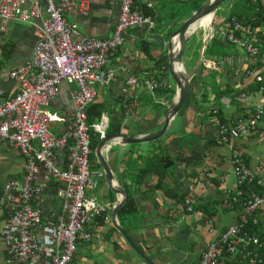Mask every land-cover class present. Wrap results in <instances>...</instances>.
Masks as SVG:
<instances>
[{
  "label": "built area",
  "instance_id": "1",
  "mask_svg": "<svg viewBox=\"0 0 264 264\" xmlns=\"http://www.w3.org/2000/svg\"><path fill=\"white\" fill-rule=\"evenodd\" d=\"M26 1L0 0L1 18L41 17L44 23V36L31 60L0 73V78L9 75L17 83L14 94L0 99V146L7 142L26 158L24 179L10 181L4 189L7 219L2 237L8 264H72L82 242L94 239L93 228L108 213L88 190H98L104 177L101 170L92 167L93 136L103 140L111 119L104 115L91 125L89 109L97 101L99 87L115 78L109 62L124 44L129 29L153 31L157 22L142 12L135 0H114L119 11L112 34L90 36L66 17L67 11L76 8L88 14V1L34 0L32 9L26 8ZM41 2L47 4L46 16L42 15ZM248 5L252 8L250 17L233 15L206 28L211 31L210 40L240 48V53L218 59L230 68L238 84L244 85L236 95L239 100L264 94V0H250ZM64 82L78 85L75 109L67 116L51 109ZM140 84L137 76L129 75L123 91L130 97L131 87ZM145 84L151 92L168 86L163 77H149ZM132 97L136 101L137 97ZM232 101L233 95H223L221 106L212 113L234 168L236 186L227 191L224 203V213H232L234 222L218 230L216 222L208 220L213 238L200 254L199 264H264V175L249 166L241 144L246 135L259 131L264 103L243 104L239 115L223 120L218 113L230 108ZM53 123H64L67 128L57 134L51 130ZM54 184H66L67 188L60 192L61 208L48 213L45 198ZM193 206L192 198L185 201L189 213H193Z\"/></svg>",
  "mask_w": 264,
  "mask_h": 264
},
{
  "label": "crops",
  "instance_id": "2",
  "mask_svg": "<svg viewBox=\"0 0 264 264\" xmlns=\"http://www.w3.org/2000/svg\"><path fill=\"white\" fill-rule=\"evenodd\" d=\"M86 1L89 3V13L85 14L77 8L72 9L66 12L68 20L78 25L87 35L110 36L118 21L119 7L116 6L114 0ZM136 1V6L144 14L145 12L151 13L148 16L156 20L157 26L153 31L138 27L129 29L124 44L109 62L110 67L115 70L116 76L109 84L99 87L97 102H102L105 105L102 116L110 117L109 129L112 126H120V131L125 132L124 127L127 126L130 127L129 134L143 135V133L157 131L163 126L165 109L175 98L177 91L176 83L172 84L169 81L165 63L162 61L164 55L168 56V48L158 40L167 36L169 29L166 27L178 21L182 12L188 11L192 14L195 10L191 6L192 0ZM35 6L34 0L26 1V8L32 9ZM40 8L42 11L44 10L42 15L46 16L47 4L41 2ZM250 15H252L251 10ZM43 24L41 17L31 20L0 17V73L25 65L31 60L38 41L44 36ZM178 27L176 26L175 30ZM208 33L209 31L205 27H197L188 41L186 59H190L194 55L195 48L203 40L205 42ZM210 41L208 38L207 45ZM203 45L200 55L196 58V65L199 66L198 69L206 67L207 74L212 77L217 72L221 74L220 77H216L220 80L216 87L210 84L209 76L201 78L203 70L205 71L204 68L200 72L197 70L195 80L193 79L195 85L192 84V81L184 106L176 115L166 135L160 140L151 142V153L147 157H142L141 150L137 151L135 145H123L113 148L109 152L105 151L106 159L117 181L128 193V200L133 198L137 206V211L130 216H123L119 211L116 219L117 225L127 230L136 246L155 264L175 263L171 250L174 247L178 229L172 227L174 223L184 222L190 228L192 246L195 252L200 254L213 237L209 238L202 246L203 242L193 236V226L197 225L196 221L199 218L207 220V218L212 219L216 216V214L208 213L211 210L207 211V206L210 209L215 208L216 212L218 209L224 212L226 193L236 186L230 149L221 142L219 125L216 118H213L212 109L216 105L214 106L212 102L219 101L223 96L218 97L216 91L226 85L233 89L231 93L224 94L233 95L231 107L222 110L225 120H232L239 115L243 104L252 105L260 101L264 103V94L255 95L250 100L236 98L244 85L238 84L237 78L232 76L228 66L224 64L207 66L206 63L218 62L221 57L215 58L216 60L214 57L210 58L212 56L206 55V49L203 51ZM224 47L225 55L240 53V50L232 45H224ZM146 49L149 52H146ZM200 57L203 59L201 64L199 63ZM158 60L161 62L159 63ZM129 75L137 76L141 82L140 86L131 87L130 97L123 91ZM162 76L167 80L168 86L159 87L151 92L145 81L149 77L162 78ZM208 86H211V90H208ZM77 88L78 85L75 82H64L61 94L54 100L51 109L63 116L72 113L75 109L74 91ZM16 91L17 83L14 79L9 75L0 78V99H5ZM132 96L137 97L136 101ZM204 102L208 106L207 108L204 107ZM171 127L174 129L169 132ZM51 128H53L51 129L53 132L60 134L65 131L67 125L53 123ZM262 131H264V119L259 131L249 133L241 140L251 168H253L251 159L248 157L244 145L249 143L255 135L261 134ZM194 134H197V137L192 140ZM198 137L202 140L205 152L200 166L181 165L164 169V164L160 162L161 159L158 162L156 160L154 163L151 162L158 154H162V157L168 155L176 158L190 156L191 143ZM210 141H212L211 145ZM97 149L92 155V167L94 171L101 170L104 173L97 157ZM25 166L26 158L19 149L11 147L7 142L0 146V264H8L7 247L2 237L7 219V213L3 206L4 189L8 182L24 179ZM260 168L262 167H255L259 174L263 173L259 170ZM160 172L163 182L159 187ZM100 186L102 188L100 187L97 194L93 189H90L89 194L95 193L102 205L107 207L108 213L105 218H102V223L98 222V226L93 228L94 239L82 242L72 264H146L114 225L113 212L121 195L115 194L109 188L105 173L104 177L100 179ZM66 188V184H54L50 188L45 198L46 212L50 213L61 208L63 200L60 197V192ZM178 196H184V199L182 200ZM190 198L194 200L193 213H189L185 207V201ZM224 214L231 218L228 225L232 224L234 222L232 213L225 212ZM207 222L205 223L207 224ZM228 225L222 227L226 228Z\"/></svg>",
  "mask_w": 264,
  "mask_h": 264
},
{
  "label": "water",
  "instance_id": "3",
  "mask_svg": "<svg viewBox=\"0 0 264 264\" xmlns=\"http://www.w3.org/2000/svg\"><path fill=\"white\" fill-rule=\"evenodd\" d=\"M228 0H205L204 3L195 11L192 12L191 16L181 21L178 19L173 25H168L166 29L168 30L167 36L158 40L159 43L164 44L168 48V56H169V64L168 70L169 74L172 76L176 83L177 91L175 98L170 102L168 107L165 109L164 117L165 122L163 126L153 132L143 133V135H131L130 127H124L125 132H115V133H107V136L102 140L101 144L97 149V157L102 166V170L105 173V178L108 183L109 188L115 193L120 194L121 198L118 200L116 207L113 212V222L117 229L122 233L127 243L132 247V249L137 253L139 257H141L146 264H155L143 251H141L136 244L132 241L130 236L127 233V230L121 226L117 225V216L119 211L126 205L128 201V193L123 188V186L117 181L113 171L111 170L108 161L105 156V151H110L113 148L123 146V145H141L146 143H151L157 140L162 139L166 135L171 126L173 120L176 115L180 112L182 107L185 104L188 91L191 87V83L195 76L197 75L198 65H196L191 71L187 69L185 64V55L188 54L187 44L192 36V34L196 31L192 26L204 18L207 15H212V27H214V17L219 9V7ZM179 26L178 29L175 30V27ZM208 33L206 40L203 45V51L207 47V42L209 38ZM203 61L202 57L199 58V63L201 64ZM218 66H221V63L216 62ZM181 66V67H180ZM208 90H211V86H208ZM135 130V129H134ZM191 155L184 158H176L169 157L168 155H164L160 162L164 164V169H168L173 166L180 167L181 165H186V167H195L200 166L205 156L204 146L202 144V140L200 137L197 138L196 141L191 143ZM172 227L178 229L177 238L174 241V247L171 250V255L173 256V260L175 263L182 262L184 257V253L186 252V248L181 246L182 242L187 241L188 236L190 234V228L186 226L184 222H180L179 224L174 223ZM182 236H185L181 238ZM189 261H186L181 264H188ZM173 263V264H175Z\"/></svg>",
  "mask_w": 264,
  "mask_h": 264
},
{
  "label": "rangeland",
  "instance_id": "4",
  "mask_svg": "<svg viewBox=\"0 0 264 264\" xmlns=\"http://www.w3.org/2000/svg\"><path fill=\"white\" fill-rule=\"evenodd\" d=\"M235 4V10L236 11H242L244 10V2L243 0H228L226 2H224L219 9L216 12L215 15V24L218 25L219 23H221L223 21V19H225L228 14H229V10L231 8V6ZM247 12H250L249 10H247ZM191 15V13L187 12H182L181 16L179 19H181V21H183L184 19L188 18ZM204 40L195 48L194 51V55H192V57L190 59H184L186 67L188 70H192L195 66H196V58L200 55V51L202 48ZM235 48L240 49L239 47L235 46ZM215 55H214V59H215ZM213 58V57H210ZM217 58V57H216ZM202 67L200 69H198V71H202ZM208 72L205 70H203L201 78L203 79V77L205 76H209L211 79V85L216 87L217 82L220 81L219 79H216V77H220L221 74L219 72L215 73L213 75V77L209 74H207ZM203 76V77H202ZM169 81L172 84H175L174 79L172 78V76L169 74L167 75ZM195 85V81L193 80V83ZM193 87V86H192ZM212 104L216 107L221 106L219 101H213ZM204 107L207 108L208 106L205 104L204 102ZM208 121H210L208 119ZM53 129V128H51ZM174 128L171 127L170 131L171 132ZM244 139V138H243ZM241 139V140H243ZM137 146L136 150L138 151L139 149L140 154L142 157H147V155H150L151 150L152 149L151 143H146V144H141V145H135ZM245 146V150L246 153L248 155V157H250L251 159V166L253 167L252 169L259 174L255 167H259L261 166L262 168H260L259 170L263 173L259 174V175H264V131H262L261 134L255 135L252 139H250L249 143H246ZM102 188V186H100ZM100 189V188H99ZM98 189V190H99ZM98 190L96 191V194L98 193ZM90 191V189L88 190ZM209 219L207 218H199V220H197V225L193 226V236L197 237L198 240L202 241V246H204V243L207 242V240L211 237H213V235L211 234V230L210 227L211 225L206 224L205 222L208 221ZM212 220L216 221L215 223V227L219 230L222 226L228 225L231 222V218H229L227 215L224 214V212L221 209H218L216 212V216L212 218ZM219 220V222H218ZM206 245V244H205ZM203 250H201L200 253H202ZM170 264V263H169Z\"/></svg>",
  "mask_w": 264,
  "mask_h": 264
},
{
  "label": "trees",
  "instance_id": "5",
  "mask_svg": "<svg viewBox=\"0 0 264 264\" xmlns=\"http://www.w3.org/2000/svg\"><path fill=\"white\" fill-rule=\"evenodd\" d=\"M204 1L205 0H192L191 1L192 9L197 10L203 4ZM249 1L250 0H243V2H244V10H242V11H236L235 10V4H233V6H232V8H231V10H230V12H229V14L227 16V19H229L233 15L237 16L239 19H245L246 17H250V12H247V10H249V11L251 10V13H252V8L248 5ZM136 3H137V1H136ZM256 13L259 14L260 16H262L261 12L258 11ZM145 14L146 15H150L151 13L145 12ZM146 52H149L148 49H146ZM205 53L208 56L214 57V55H215L217 58H219V57H222L223 55H225L226 50H225L224 44L221 41H219L217 39H212L208 43V45L206 47V50H205ZM162 61L165 63L166 75H169L168 56L164 55ZM158 62L160 63L161 61L158 60ZM203 68L207 71L206 67H203ZM164 76H162V77L165 78ZM194 80H195V78H194ZM232 90L233 89L230 86L226 85L225 87H220V89H218L216 91V94H217L218 97H220V96H222L224 94L231 93ZM104 110H105V105L102 102H97L96 101L94 104L91 105V107L89 109L90 124L91 125L95 124L96 121H98L99 119L102 118V114H103ZM222 114H223V112L221 110L218 113V116L221 117L223 120H225V117ZM120 130H121L120 126H112L108 130V133L120 132ZM196 137H197V134L192 135V140L195 139ZM101 142H102V139L100 138V136L97 135V134L94 135L93 136V149L96 150L98 148V146L101 144ZM209 143L211 145L212 141H210ZM160 158H161V155L158 154L156 157H154L152 159L151 162L154 163L155 160L158 162ZM247 162L249 163L248 158H247ZM149 168H151V167H149ZM161 168L163 169V167H161ZM164 172H167V171L164 170ZM159 174H160L159 175L160 176V178H159V187H160L161 183L163 182V177L161 175L162 174L161 172ZM166 193L169 194V192H166ZM178 197H180L182 200L184 199V196H178ZM176 198H177V194H176ZM208 209L211 210V211H208ZM136 211H137V206H136V203H135L134 199L133 198H129V200L126 203V205L120 210V214L123 215V216L124 215H129L130 216V215L134 214ZM207 211H208V213H210V215L216 214L215 208L214 209H210V207L207 206ZM99 222L102 223V218L99 219Z\"/></svg>",
  "mask_w": 264,
  "mask_h": 264
},
{
  "label": "flooded vegetation",
  "instance_id": "6",
  "mask_svg": "<svg viewBox=\"0 0 264 264\" xmlns=\"http://www.w3.org/2000/svg\"><path fill=\"white\" fill-rule=\"evenodd\" d=\"M198 97H200L199 95H197ZM169 157H172L173 156H169ZM174 167H177L176 165L173 166ZM185 237V236H183ZM192 242H191V239H190V234L188 236V239L187 241H184L182 242V246H184L186 248V252L184 253L185 254V257L182 259V262L181 263H184L186 261H189L188 264H199L200 262V254H197L194 250V247L192 246ZM180 262H177L176 264H181Z\"/></svg>",
  "mask_w": 264,
  "mask_h": 264
},
{
  "label": "bare ground",
  "instance_id": "7",
  "mask_svg": "<svg viewBox=\"0 0 264 264\" xmlns=\"http://www.w3.org/2000/svg\"><path fill=\"white\" fill-rule=\"evenodd\" d=\"M212 15H207L198 22H196L192 27L196 29L197 27L203 26L205 28H208L211 26L212 23ZM181 67V66H180Z\"/></svg>",
  "mask_w": 264,
  "mask_h": 264
}]
</instances>
